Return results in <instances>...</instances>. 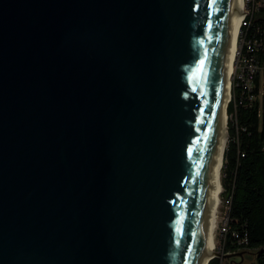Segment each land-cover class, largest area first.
<instances>
[{"label": "water", "instance_id": "water-1", "mask_svg": "<svg viewBox=\"0 0 264 264\" xmlns=\"http://www.w3.org/2000/svg\"><path fill=\"white\" fill-rule=\"evenodd\" d=\"M230 13L231 0H0V264L209 253Z\"/></svg>", "mask_w": 264, "mask_h": 264}, {"label": "trees", "instance_id": "trees-1", "mask_svg": "<svg viewBox=\"0 0 264 264\" xmlns=\"http://www.w3.org/2000/svg\"><path fill=\"white\" fill-rule=\"evenodd\" d=\"M242 36L256 45L254 56L250 55L261 69L250 91L234 82L228 105L222 195L228 202L229 221L222 243L225 252L253 248L256 264H264V7L250 26H242ZM208 264H223V258L214 256Z\"/></svg>", "mask_w": 264, "mask_h": 264}, {"label": "bare ground", "instance_id": "bare-ground-1", "mask_svg": "<svg viewBox=\"0 0 264 264\" xmlns=\"http://www.w3.org/2000/svg\"><path fill=\"white\" fill-rule=\"evenodd\" d=\"M243 2V4H242ZM245 0H231V13L226 32L222 83L219 94L218 127L208 163V179L204 199V241L209 251L197 264H207L212 254L217 251V229L220 222L222 203L223 164L229 138L228 105L232 94L234 69L237 68L239 36L241 22L245 15Z\"/></svg>", "mask_w": 264, "mask_h": 264}, {"label": "built area", "instance_id": "built-area-1", "mask_svg": "<svg viewBox=\"0 0 264 264\" xmlns=\"http://www.w3.org/2000/svg\"><path fill=\"white\" fill-rule=\"evenodd\" d=\"M245 2H246V8H245V15L241 22L237 68L233 76V86H234V82H240L242 83L245 90L250 91L255 85V76L257 72L261 69V67L257 62H255L253 58L254 56L253 53L257 49V47L254 43L247 42L245 37L242 36V26L243 25L250 26L252 24L254 18H256L261 8L264 7V0H245ZM246 43H247V48L245 50L244 48ZM250 53H252L253 56H251ZM233 86H232V94L230 101L234 97ZM227 227H228V222L227 224L225 223V225L222 227L223 233L227 231Z\"/></svg>", "mask_w": 264, "mask_h": 264}, {"label": "rangeland", "instance_id": "rangeland-1", "mask_svg": "<svg viewBox=\"0 0 264 264\" xmlns=\"http://www.w3.org/2000/svg\"><path fill=\"white\" fill-rule=\"evenodd\" d=\"M234 72H235V69L233 73ZM229 116H230L229 119H231L230 114ZM228 221H229L228 220V202L222 195V203L220 207V222H219L218 229H217V247H216V250H219L220 252H225L223 248V243H222V236H223L222 227L225 225V223L227 224ZM227 252H230V251H227ZM221 257L223 258V264H256L257 262L255 249L253 248L242 249L235 253L221 256Z\"/></svg>", "mask_w": 264, "mask_h": 264}]
</instances>
